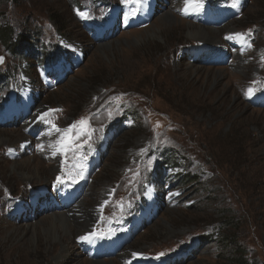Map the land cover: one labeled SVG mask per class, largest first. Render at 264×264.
Returning a JSON list of instances; mask_svg holds the SVG:
<instances>
[{"label":"rangeland","instance_id":"1","mask_svg":"<svg viewBox=\"0 0 264 264\" xmlns=\"http://www.w3.org/2000/svg\"><path fill=\"white\" fill-rule=\"evenodd\" d=\"M99 1L0 4V27L71 53L55 65L0 43V264H233L239 253L264 264V108L246 95L264 89V0H215L219 19L208 0L187 14L185 0ZM200 26L221 43L191 39ZM48 136L69 143L57 175ZM36 165L41 180L28 181ZM83 198L100 209L82 235L92 242L52 240L44 218Z\"/></svg>","mask_w":264,"mask_h":264},{"label":"bare ground","instance_id":"2","mask_svg":"<svg viewBox=\"0 0 264 264\" xmlns=\"http://www.w3.org/2000/svg\"><path fill=\"white\" fill-rule=\"evenodd\" d=\"M182 2L183 1H181V0H176L175 5L176 6H182L183 5ZM162 19L166 20L167 22H172L175 20V17L171 16L170 14H168V15L164 14L162 16ZM188 25L193 26L191 22H188ZM235 32L236 31H233L232 33L234 34ZM152 35H153V37H158L156 32H153ZM188 35L191 39H194L197 41H202L205 43H210V44H220L221 43L220 30H216V29H209V28H205V27L200 26L199 30H197L196 32H192L190 30ZM241 60H243V58H241ZM238 69H240V71L243 74H245L243 66L239 67ZM28 124H29V122H28ZM10 135H12V133H10ZM5 141H6L7 145H12L14 142L15 143L19 142V144H22V143L31 141V139L27 138L24 135L22 138H19L18 140H11L10 138H8V139H5ZM58 141H61L63 143L64 140H61L60 138L52 139L51 137L48 136L43 142V144L49 146L48 150H44V155L46 156L47 159H50L53 162L52 170H51L53 175H57L59 173V170L61 167V161H62V153L59 150V147L61 146V144L57 143ZM12 149H14V148L12 147ZM35 158H36V155H35L34 159ZM24 164H25V166L27 165V167L32 166V165L30 166L28 162H25ZM33 171H31L30 176H27L26 179L28 181H32L35 178L38 181H40L41 178L39 176V172H38L39 170H38L37 165L35 166V169ZM37 201H38V199L35 200V203ZM77 206H78L77 208L76 207H74L73 209L69 208L70 209V210L68 209L69 211H66L63 213H52L51 215L44 218V221H46L45 224L49 225L47 233L52 240L59 239L62 236H65L68 234L73 235V234L77 233L79 236H82L86 232H92V230L90 228L93 227L95 217L97 218L99 216L100 209L97 208L94 211L87 210L86 209V207H87L86 198H83L78 203ZM79 221L82 223L78 224ZM131 257H132V255L129 253L128 254L123 253L120 255V259H123V260H129V258H131ZM96 264H115V262H113V261L112 262H105V261L100 260V261L96 262Z\"/></svg>","mask_w":264,"mask_h":264},{"label":"trees","instance_id":"3","mask_svg":"<svg viewBox=\"0 0 264 264\" xmlns=\"http://www.w3.org/2000/svg\"><path fill=\"white\" fill-rule=\"evenodd\" d=\"M22 1L23 0H0V4L8 5L9 3H11L12 5L21 6ZM214 3H215L214 5H220V2H218V1H216ZM0 43L10 53H20V52L28 53L30 50H32V47L35 46L36 50H33V51H34V53H37L38 59L42 63H45V61H44L43 57H40L41 52H46L47 54L52 55V57L50 58L49 64H56L61 59L68 61V59H70V57H71V56H69V54H71V53H69L68 51H65L63 49V47H60V46L57 47V45L56 46L52 45L55 47V49L54 50L50 49V52H49V50L46 49L47 48L46 46L39 48V46L34 45V43H35L34 40L29 38L27 35H24L23 33L16 35L15 28L13 26H11L8 21H6L0 27ZM163 159L166 160V163H168V165H170V164L177 165L178 164V162H177L178 160L176 159L177 161H175V155L173 153H171L170 151H167V153L166 152L163 153ZM163 166H161L155 170V172H154L155 178L157 175H161V173L163 174L162 171L165 169L166 165L163 164ZM192 178H194V177H192ZM201 239L205 240L206 237H200L199 242H201ZM167 256L163 255L161 257H167ZM232 263L233 264H249V261H248V259H246L244 253H239L238 255H236V260H234Z\"/></svg>","mask_w":264,"mask_h":264},{"label":"snow or ice","instance_id":"4","mask_svg":"<svg viewBox=\"0 0 264 264\" xmlns=\"http://www.w3.org/2000/svg\"><path fill=\"white\" fill-rule=\"evenodd\" d=\"M125 2H127V0H125ZM137 2H140V0H137ZM185 5H186V8L184 10L185 11V14H187V11H188L189 8H191L193 11H198L200 9V7H202V0H185ZM78 14L81 17L87 18L85 13H82L81 12V13H78ZM237 37H241V34H237ZM226 39H232V37L229 36V37H226ZM0 63H3V57H0ZM254 91H255V89L249 88L247 90L246 95H252V94H254ZM79 123L81 125H86V121H83V120L80 121ZM53 127L55 128V125H53ZM75 127H76V125L73 124L71 126V128H69V129L55 128V130L57 132H63L65 134H67V133L71 132L72 128H75ZM76 138L78 139V137H76ZM62 140H63V138H62ZM57 143H60L61 144V147L59 149L61 152H64L69 147L68 145L63 144L61 141H58ZM58 181H59V178H58ZM93 236H94V234H89V235H85V236L80 237V239H81V241H89V242H92ZM132 255L134 257H136L138 254L137 253H133ZM160 255L163 256L164 254L161 253Z\"/></svg>","mask_w":264,"mask_h":264},{"label":"water","instance_id":"5","mask_svg":"<svg viewBox=\"0 0 264 264\" xmlns=\"http://www.w3.org/2000/svg\"><path fill=\"white\" fill-rule=\"evenodd\" d=\"M65 144V143H64ZM66 145V144H65Z\"/></svg>","mask_w":264,"mask_h":264}]
</instances>
